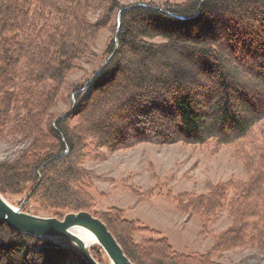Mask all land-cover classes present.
I'll return each mask as SVG.
<instances>
[{"label":"trees","instance_id":"trees-1","mask_svg":"<svg viewBox=\"0 0 264 264\" xmlns=\"http://www.w3.org/2000/svg\"><path fill=\"white\" fill-rule=\"evenodd\" d=\"M107 28L113 37L99 56L94 46ZM94 61L91 75L70 90L72 107L53 116L67 77ZM185 64L190 75L180 68ZM131 115L140 124H126ZM263 118L264 0H187L163 8L119 0H0V139L21 145L14 159L0 162V194L11 204L27 197L22 210L35 216L92 214L133 264L223 263L211 251L178 253L165 238L137 244L136 232L159 233L123 220L117 209L95 211V176L85 159L140 143L231 147L247 180L215 185L182 209L205 226L226 207L230 225L212 250L253 247L264 254V136L252 137ZM120 122L124 131L114 128ZM89 250L107 264L100 247ZM72 258L85 264L66 241L0 225V264Z\"/></svg>","mask_w":264,"mask_h":264},{"label":"rangeland","instance_id":"rangeland-1","mask_svg":"<svg viewBox=\"0 0 264 264\" xmlns=\"http://www.w3.org/2000/svg\"><path fill=\"white\" fill-rule=\"evenodd\" d=\"M186 1L119 0V3L121 6L148 3L163 8L166 4L181 5ZM89 18L95 20L97 16L90 14ZM113 33L111 28L100 32L94 46L97 55L103 53ZM158 41L160 39L154 42ZM96 66L95 61L86 63L80 70L67 77L59 100L52 109L53 116H58L72 107L69 104L72 86L84 82ZM180 68L191 74V69L186 64ZM76 108L77 105L74 106V109ZM129 119L131 120L126 124L132 126L141 122L135 115H131ZM123 123L116 125L115 130L120 128L119 130L124 131ZM253 134L255 140H261L264 136V118L255 125ZM20 150L21 145L15 144L6 135L2 136L0 162L14 159ZM98 157L88 156L84 163L85 168L95 176L94 189L91 191L96 202L95 211L104 213L117 209L121 211L123 220L138 221L142 226L159 233L136 232L134 241L137 244L165 238L176 252L184 255L211 251V258L223 264H264V254L253 247L212 250L216 236L230 225L226 207L205 226L201 225L199 219L189 210L182 209L189 200L206 195L215 185L230 180H247L248 173L244 163L236 157L231 147H218L215 142L197 146L183 143H140L119 151L101 149ZM21 202L22 197L13 199L14 204H10L16 207ZM105 258L109 264L106 256ZM69 264L81 262L72 258Z\"/></svg>","mask_w":264,"mask_h":264},{"label":"water","instance_id":"water-1","mask_svg":"<svg viewBox=\"0 0 264 264\" xmlns=\"http://www.w3.org/2000/svg\"><path fill=\"white\" fill-rule=\"evenodd\" d=\"M174 17L185 19L179 16ZM118 28L119 22L117 23V30ZM108 60L109 58L105 63ZM101 69L98 70L97 74ZM26 200L27 198L15 207L0 194V225L5 224L13 231L34 238L66 241L77 250L85 264H99L91 256L89 247L73 233L75 230H83L94 237L97 246L104 252L109 264H133L124 254L121 246L109 232L106 225L92 214L80 211L68 213L62 219L35 216L22 210Z\"/></svg>","mask_w":264,"mask_h":264},{"label":"bare ground","instance_id":"bare-ground-1","mask_svg":"<svg viewBox=\"0 0 264 264\" xmlns=\"http://www.w3.org/2000/svg\"><path fill=\"white\" fill-rule=\"evenodd\" d=\"M73 233L88 247L97 245L94 237L83 230H75Z\"/></svg>","mask_w":264,"mask_h":264}]
</instances>
